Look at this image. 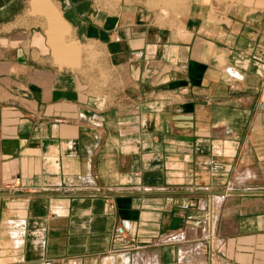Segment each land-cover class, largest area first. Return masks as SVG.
Wrapping results in <instances>:
<instances>
[{
  "label": "crops",
  "instance_id": "obj_1",
  "mask_svg": "<svg viewBox=\"0 0 264 264\" xmlns=\"http://www.w3.org/2000/svg\"><path fill=\"white\" fill-rule=\"evenodd\" d=\"M63 1L0 31V264H264V0Z\"/></svg>",
  "mask_w": 264,
  "mask_h": 264
},
{
  "label": "rangeland",
  "instance_id": "obj_2",
  "mask_svg": "<svg viewBox=\"0 0 264 264\" xmlns=\"http://www.w3.org/2000/svg\"><path fill=\"white\" fill-rule=\"evenodd\" d=\"M154 2V0H149ZM170 1V0H168ZM99 6H106L110 8H117L123 0H98ZM65 3L63 0H0V31H8L12 27H29L36 28V30L44 36L48 44H50L56 59L59 58V47L61 40L70 34L74 29L71 27L67 29V33L62 28L66 19L63 16ZM67 35H65V34ZM56 48H55V47ZM68 49L76 51L75 44H68ZM83 54H85V61L89 67H94L97 64V58L102 52V48L95 44H83ZM79 51V50H77ZM59 61V60H58ZM101 69V64L98 62ZM215 199V196H212ZM217 213V207L215 206ZM217 237L215 238V240ZM218 241L216 240L215 243ZM218 260L213 257L212 263Z\"/></svg>",
  "mask_w": 264,
  "mask_h": 264
},
{
  "label": "built area",
  "instance_id": "obj_3",
  "mask_svg": "<svg viewBox=\"0 0 264 264\" xmlns=\"http://www.w3.org/2000/svg\"><path fill=\"white\" fill-rule=\"evenodd\" d=\"M21 184V180L18 177L12 184H10V187L15 189V187H18ZM214 199H211V204L209 207V212H208V219H207V229H208V235L209 239L211 240L212 245H215V238L217 237L216 235V222H217V213L215 210V203L213 201ZM123 227L118 226V231L123 232Z\"/></svg>",
  "mask_w": 264,
  "mask_h": 264
},
{
  "label": "water",
  "instance_id": "obj_4",
  "mask_svg": "<svg viewBox=\"0 0 264 264\" xmlns=\"http://www.w3.org/2000/svg\"><path fill=\"white\" fill-rule=\"evenodd\" d=\"M221 192H224V191H221ZM212 194H214V193H220V192H211Z\"/></svg>",
  "mask_w": 264,
  "mask_h": 264
}]
</instances>
